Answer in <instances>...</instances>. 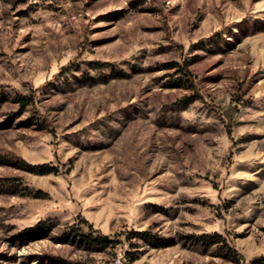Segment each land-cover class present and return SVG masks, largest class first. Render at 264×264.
<instances>
[{"label":"rangeland","instance_id":"rangeland-1","mask_svg":"<svg viewBox=\"0 0 264 264\" xmlns=\"http://www.w3.org/2000/svg\"><path fill=\"white\" fill-rule=\"evenodd\" d=\"M262 255L264 0H0V264Z\"/></svg>","mask_w":264,"mask_h":264},{"label":"trees","instance_id":"trees-1","mask_svg":"<svg viewBox=\"0 0 264 264\" xmlns=\"http://www.w3.org/2000/svg\"><path fill=\"white\" fill-rule=\"evenodd\" d=\"M24 103V102H23ZM33 167L35 168H39V170L42 172V173H45V172H49L51 170H53V167H47L45 164H37V165H33ZM264 263V255H262L261 257L259 258H255L253 259L250 264H263Z\"/></svg>","mask_w":264,"mask_h":264},{"label":"built area","instance_id":"built-area-1","mask_svg":"<svg viewBox=\"0 0 264 264\" xmlns=\"http://www.w3.org/2000/svg\"><path fill=\"white\" fill-rule=\"evenodd\" d=\"M117 262L120 263L119 259H117Z\"/></svg>","mask_w":264,"mask_h":264}]
</instances>
